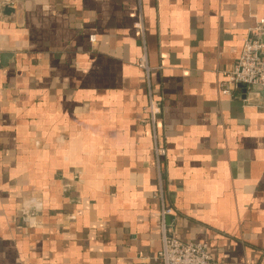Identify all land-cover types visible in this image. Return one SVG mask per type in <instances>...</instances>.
<instances>
[{
  "label": "crops",
  "instance_id": "crops-1",
  "mask_svg": "<svg viewBox=\"0 0 264 264\" xmlns=\"http://www.w3.org/2000/svg\"><path fill=\"white\" fill-rule=\"evenodd\" d=\"M261 20L264 0H0V264H159L162 205L215 264H264V102L218 90Z\"/></svg>",
  "mask_w": 264,
  "mask_h": 264
},
{
  "label": "built area",
  "instance_id": "built-area-1",
  "mask_svg": "<svg viewBox=\"0 0 264 264\" xmlns=\"http://www.w3.org/2000/svg\"><path fill=\"white\" fill-rule=\"evenodd\" d=\"M264 35V21L261 20L244 37L241 51L233 67L224 73V79L218 84L219 92L226 97L233 98L239 85H245L244 103L249 102V97L258 96V92L264 89V44L261 41ZM142 70L148 71L146 61L142 58L139 62ZM144 112L148 115L151 124L154 125L160 115L158 102L149 99ZM155 166L160 168L161 160L166 151L163 148H155ZM172 214V210L162 205L161 208V249L155 260L159 264H215L211 258L205 243H184L176 239L165 230L164 219Z\"/></svg>",
  "mask_w": 264,
  "mask_h": 264
},
{
  "label": "water",
  "instance_id": "water-1",
  "mask_svg": "<svg viewBox=\"0 0 264 264\" xmlns=\"http://www.w3.org/2000/svg\"><path fill=\"white\" fill-rule=\"evenodd\" d=\"M262 43L264 44V35L261 38ZM8 57H2L0 65H4V60H6ZM238 88L242 89L243 94H245V85H239ZM259 98L263 100L264 102V89L258 92ZM245 96H243V99Z\"/></svg>",
  "mask_w": 264,
  "mask_h": 264
}]
</instances>
